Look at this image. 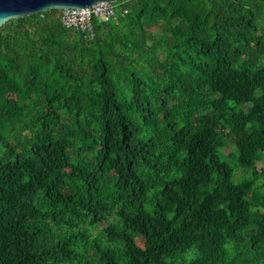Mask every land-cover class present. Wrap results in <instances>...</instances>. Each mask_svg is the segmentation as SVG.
<instances>
[{"label": "trees", "instance_id": "obj_1", "mask_svg": "<svg viewBox=\"0 0 264 264\" xmlns=\"http://www.w3.org/2000/svg\"><path fill=\"white\" fill-rule=\"evenodd\" d=\"M113 6L0 27V264H264V0Z\"/></svg>", "mask_w": 264, "mask_h": 264}, {"label": "water", "instance_id": "obj_2", "mask_svg": "<svg viewBox=\"0 0 264 264\" xmlns=\"http://www.w3.org/2000/svg\"><path fill=\"white\" fill-rule=\"evenodd\" d=\"M122 0H0V27L18 18L36 15L47 10L84 9L96 3H115Z\"/></svg>", "mask_w": 264, "mask_h": 264}, {"label": "built area", "instance_id": "obj_3", "mask_svg": "<svg viewBox=\"0 0 264 264\" xmlns=\"http://www.w3.org/2000/svg\"><path fill=\"white\" fill-rule=\"evenodd\" d=\"M115 9L111 3L101 2L84 9H68L62 11L61 22L66 28L92 30L93 17L108 21L114 19Z\"/></svg>", "mask_w": 264, "mask_h": 264}, {"label": "rangeland", "instance_id": "obj_4", "mask_svg": "<svg viewBox=\"0 0 264 264\" xmlns=\"http://www.w3.org/2000/svg\"><path fill=\"white\" fill-rule=\"evenodd\" d=\"M112 4L116 6V5H117V2H115V3H112Z\"/></svg>", "mask_w": 264, "mask_h": 264}]
</instances>
